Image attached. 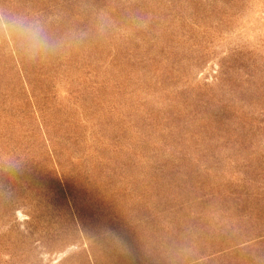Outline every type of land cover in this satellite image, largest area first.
<instances>
[{
	"label": "rangeland",
	"instance_id": "1",
	"mask_svg": "<svg viewBox=\"0 0 264 264\" xmlns=\"http://www.w3.org/2000/svg\"><path fill=\"white\" fill-rule=\"evenodd\" d=\"M0 16V264H264V0Z\"/></svg>",
	"mask_w": 264,
	"mask_h": 264
},
{
	"label": "clouds",
	"instance_id": "2",
	"mask_svg": "<svg viewBox=\"0 0 264 264\" xmlns=\"http://www.w3.org/2000/svg\"><path fill=\"white\" fill-rule=\"evenodd\" d=\"M0 31L14 35L25 55L29 57L47 52L52 47L38 24L26 22L21 18L0 16Z\"/></svg>",
	"mask_w": 264,
	"mask_h": 264
}]
</instances>
